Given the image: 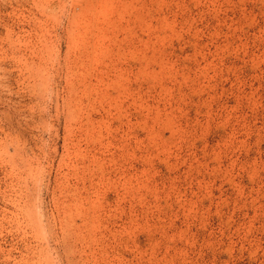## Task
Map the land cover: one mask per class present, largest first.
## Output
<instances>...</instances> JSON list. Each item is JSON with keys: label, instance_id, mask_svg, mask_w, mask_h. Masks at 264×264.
<instances>
[{"label": "rangeland", "instance_id": "1", "mask_svg": "<svg viewBox=\"0 0 264 264\" xmlns=\"http://www.w3.org/2000/svg\"><path fill=\"white\" fill-rule=\"evenodd\" d=\"M0 264H264V0H0Z\"/></svg>", "mask_w": 264, "mask_h": 264}, {"label": "bare ground", "instance_id": "2", "mask_svg": "<svg viewBox=\"0 0 264 264\" xmlns=\"http://www.w3.org/2000/svg\"><path fill=\"white\" fill-rule=\"evenodd\" d=\"M37 216V215H36ZM31 220V219H30ZM32 225V224H31ZM36 226V225H35ZM34 228V227H33ZM38 233V232H37ZM40 256V255H39ZM43 256H44V254H43ZM41 258V257H40ZM47 260V259H46ZM45 261V260H44Z\"/></svg>", "mask_w": 264, "mask_h": 264}]
</instances>
